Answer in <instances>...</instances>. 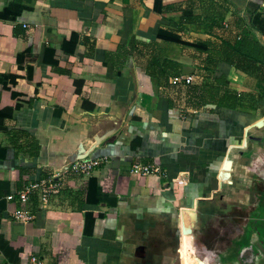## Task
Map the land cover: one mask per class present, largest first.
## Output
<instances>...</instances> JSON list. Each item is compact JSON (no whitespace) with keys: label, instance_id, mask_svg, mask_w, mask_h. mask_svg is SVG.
I'll return each instance as SVG.
<instances>
[{"label":"crops","instance_id":"crops-1","mask_svg":"<svg viewBox=\"0 0 264 264\" xmlns=\"http://www.w3.org/2000/svg\"><path fill=\"white\" fill-rule=\"evenodd\" d=\"M186 16L220 28L178 32ZM226 24L264 45V0H0V264L240 262L249 209L262 207L251 187L264 160V88L218 65L253 100L185 108L120 50L158 34L218 44ZM165 47L179 76H212L193 48ZM74 159L102 161L82 177L66 173ZM50 176L60 194L31 197L32 219L15 220L16 194Z\"/></svg>","mask_w":264,"mask_h":264},{"label":"trees","instance_id":"trees-1","mask_svg":"<svg viewBox=\"0 0 264 264\" xmlns=\"http://www.w3.org/2000/svg\"><path fill=\"white\" fill-rule=\"evenodd\" d=\"M219 18L208 22L196 16L181 17L182 26L177 31L183 32L188 24H204L206 27L220 28ZM224 27V26H223ZM224 31L229 34L227 37L218 38V44L210 40L188 43L175 36H165L158 34L160 42H152L142 46L135 45L131 41L130 50L120 47L121 51L131 54L136 59L137 65L144 69L145 73L156 79L159 86L168 89L177 102L185 108L200 110L208 107H219L220 109L234 110L243 102L252 101L251 94H238L229 88V82L224 73L214 74V69L218 65L233 67L236 71L254 78L259 87L264 88V45L259 42L252 30L234 28L226 24ZM137 44V43H136ZM167 45H177L181 47L193 48L204 58L197 65L200 71H205L210 75L195 76L190 84L180 82L171 84L172 78L179 77L181 65L166 56ZM170 98V96H169ZM173 104L172 100H170ZM33 156L37 154L38 145L32 143Z\"/></svg>","mask_w":264,"mask_h":264},{"label":"built area","instance_id":"built-area-1","mask_svg":"<svg viewBox=\"0 0 264 264\" xmlns=\"http://www.w3.org/2000/svg\"><path fill=\"white\" fill-rule=\"evenodd\" d=\"M192 81L191 77H176L170 80L171 84H177L180 82H185V84H190ZM102 159L97 160H81L74 159L71 162V166L69 170L66 172L69 174L76 176H88L92 173L95 168H97L101 164ZM156 170L151 169L150 167H143L136 165L132 168V173L134 174H143L149 175L154 173ZM58 175V174H57ZM61 184L58 180H55V176H50L44 179H41L38 182L27 184L23 189H21L17 194V201L21 206V209H17L12 217L15 220L21 222H28L32 219L31 213L28 209V205L31 197H35L37 202L41 204H47L49 199L54 196L60 194ZM10 196L8 199H12ZM27 264H44V260L38 256L32 255Z\"/></svg>","mask_w":264,"mask_h":264},{"label":"rangeland","instance_id":"rangeland-1","mask_svg":"<svg viewBox=\"0 0 264 264\" xmlns=\"http://www.w3.org/2000/svg\"><path fill=\"white\" fill-rule=\"evenodd\" d=\"M255 167V168H254ZM253 169H255V174H256V182L252 184V191L253 193L255 194L256 193V197H257V201L258 203L260 204V206L262 205V208L264 210V160H263V165L259 166V164L253 166ZM253 194V195H254ZM256 207H255V206ZM253 205V208L254 209H249L250 211L253 210L252 212H257L259 211V209L257 208V204H254ZM253 214V213H252ZM252 217V215H250L249 217H247V220L250 219ZM260 218V219H259ZM246 220L245 219H240L239 222L242 224L245 222ZM255 225H256V231L257 232H261L262 235L264 236V215L261 214L260 217L258 215V220L255 222ZM238 233L239 232H236V230L234 229V232H231L229 234H225V241H223V243H227V245H229L232 240H236L238 239ZM253 237L252 234H250L249 238L251 239L252 238V242H253ZM235 238V239H234ZM264 238V237H263ZM250 246V245H249ZM215 250L219 249L220 248V245H217L216 247H214ZM251 256L249 255H245L242 257V259L240 260V262H232L231 264H246V262H248L249 258ZM250 264V263H249Z\"/></svg>","mask_w":264,"mask_h":264},{"label":"flooded vegetation","instance_id":"flooded-vegetation-1","mask_svg":"<svg viewBox=\"0 0 264 264\" xmlns=\"http://www.w3.org/2000/svg\"><path fill=\"white\" fill-rule=\"evenodd\" d=\"M258 209L259 211H257V215H252V217L250 219H248V222H247V225L246 226V233H249V234H253V233H256L257 231H252L251 232V229L254 227L256 229V225H255V222L258 220V215L260 217L261 214L264 215V210L262 209V207H259L258 206ZM260 219V218H259ZM245 232L242 233V236H243V243L245 244H242L243 245V248H242V256H245V255H249L251 256L248 260V262H246V264H255V260L258 259V252L252 248L251 246L247 245L248 244V241H245V236L243 235ZM255 237V240L256 242L258 243V245L260 246L261 249L264 250V236L262 235L261 232H257V235H254ZM254 237H253V242H254ZM256 243V245H257Z\"/></svg>","mask_w":264,"mask_h":264},{"label":"water","instance_id":"water-1","mask_svg":"<svg viewBox=\"0 0 264 264\" xmlns=\"http://www.w3.org/2000/svg\"><path fill=\"white\" fill-rule=\"evenodd\" d=\"M248 244L250 245V246H252L257 252H258V257H261V249L260 248H258L257 246H256V244L254 243V242H252V238L250 239H248ZM263 250V249H262ZM255 264H258V259H256L255 260ZM235 263V262H234ZM233 263V264H234ZM201 264H203V263H201Z\"/></svg>","mask_w":264,"mask_h":264},{"label":"bare ground","instance_id":"bare-ground-1","mask_svg":"<svg viewBox=\"0 0 264 264\" xmlns=\"http://www.w3.org/2000/svg\"><path fill=\"white\" fill-rule=\"evenodd\" d=\"M254 243L256 244V240H255V237H254ZM258 248H260V246L256 245ZM261 249V248H260ZM258 264H264V250L261 249V257H258Z\"/></svg>","mask_w":264,"mask_h":264}]
</instances>
